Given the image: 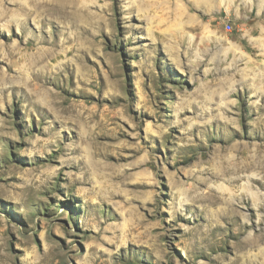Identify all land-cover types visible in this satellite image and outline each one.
Returning a JSON list of instances; mask_svg holds the SVG:
<instances>
[{
    "label": "rangeland",
    "instance_id": "374dc122",
    "mask_svg": "<svg viewBox=\"0 0 264 264\" xmlns=\"http://www.w3.org/2000/svg\"><path fill=\"white\" fill-rule=\"evenodd\" d=\"M22 1L0 0V264H264V0H82L21 32Z\"/></svg>",
    "mask_w": 264,
    "mask_h": 264
},
{
    "label": "bare ground",
    "instance_id": "6f19581e",
    "mask_svg": "<svg viewBox=\"0 0 264 264\" xmlns=\"http://www.w3.org/2000/svg\"><path fill=\"white\" fill-rule=\"evenodd\" d=\"M27 2H23L22 3H14L15 6V10L16 12H18L19 14V18L20 20H17L16 23L17 26L20 28L21 32L22 29H26V31L28 30L26 26L22 25V22H26V20H30L32 17L33 20V25L37 26L39 29L42 26H39L38 23H36L34 21V18H39V16H45V18L49 17V18H54V17H58L61 18L63 21L62 24H66V22H73V23H81L83 22L84 16H85V12H84V4L82 0H26ZM14 2V1H13ZM26 4H28L29 6H27ZM1 5V4H0ZM57 6V7H56ZM28 7V9L26 8ZM5 8V7H4ZM6 12L5 11H0V19L4 16ZM25 13V14H24ZM17 15V14H16ZM13 16V15H12ZM11 16V17H12ZM42 18V17H41ZM13 19V18H12ZM15 19V18H14ZM17 19V18H16ZM2 20V19H1ZM39 20V19H38ZM3 21V20H2ZM11 20H9L10 23ZM15 21V20H14ZM42 21V20H41ZM5 22V20L3 21ZM21 22V23H20ZM8 23V22H7ZM12 23V22H11ZM13 23V24H14ZM27 24V23H26ZM44 25V24H41ZM9 26V25H8ZM29 26V25H28ZM82 26V25H81ZM93 27V26H92ZM9 28V27H8ZM29 28V27H28ZM30 30V29H29ZM28 30V31H29ZM48 30V29H47ZM24 31V30H23ZM41 31V30H40ZM20 33V32H19ZM29 33V32H28ZM23 34V33H22ZM27 34V32L25 33ZM21 35V34H20ZM29 35V34H28ZM32 35V34H31ZM30 36V35H29ZM33 38V36H32ZM37 39V38H36ZM41 39V38H40ZM27 40V39H26ZM38 40V39H37ZM36 40V41H37ZM39 41V40H38ZM45 42V41H44ZM31 43V41H25V44H29ZM36 44V43H35ZM34 44V45H35ZM39 44V42H38ZM43 45V44H42ZM35 47V46H34ZM38 47V46H37ZM59 47V46H58ZM82 47V45H81ZM33 48V47H32ZM35 52H31L29 54H25L26 52V48L24 49V63L26 64V66H28L29 68H32L33 66H38L39 65H44V63L48 60H51L52 58V52H47L46 49L44 48H36ZM62 49V48H61ZM29 50V49H28ZM54 51V50H53ZM22 55V54H21ZM56 55V54H55ZM22 57V56H21ZM63 57V56H62ZM65 59V58H64ZM61 63V62H60ZM57 64V61H56ZM49 68H50V63H49ZM55 66V65H54ZM37 68V67H36ZM45 68V67H44ZM52 68V67H51ZM47 71V70H46ZM46 74V73H45ZM42 76V75H41ZM48 76V75H47ZM47 79V78H46ZM47 95V93H45ZM41 98H47V96L39 94ZM55 96V95H54ZM38 97V96H37ZM64 102V101H63ZM58 103V102H56ZM53 104V103H52ZM55 104V103H54ZM48 105V104H47ZM60 106V105H58ZM62 111V110H61ZM70 112V111H69ZM73 113V112H72ZM63 114V113H62ZM77 115V114H76ZM242 197V196H241ZM245 198V197H244ZM254 198V197H253ZM255 199V198H254ZM253 199V201H254ZM229 200V199H228ZM245 200V199H244ZM243 202V201H242ZM229 211V209H228ZM260 242H263V238L262 239H257V240H253V241H246L244 243V248H248L250 246H258L260 244ZM264 243V242H263ZM241 259V258H240ZM239 260V259H238ZM242 260V259H241ZM240 261V260H239ZM243 262V261H242ZM241 263V262H240Z\"/></svg>",
    "mask_w": 264,
    "mask_h": 264
},
{
    "label": "built area",
    "instance_id": "2783aa9c",
    "mask_svg": "<svg viewBox=\"0 0 264 264\" xmlns=\"http://www.w3.org/2000/svg\"><path fill=\"white\" fill-rule=\"evenodd\" d=\"M228 30H230V28Z\"/></svg>",
    "mask_w": 264,
    "mask_h": 264
}]
</instances>
